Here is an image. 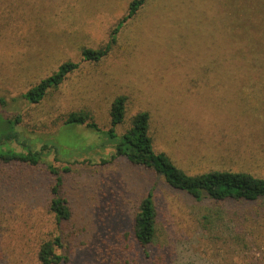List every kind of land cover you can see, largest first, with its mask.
<instances>
[{"label": "rangeland", "instance_id": "obj_1", "mask_svg": "<svg viewBox=\"0 0 264 264\" xmlns=\"http://www.w3.org/2000/svg\"><path fill=\"white\" fill-rule=\"evenodd\" d=\"M132 1L0 0V117L21 116L28 138L60 147L38 166L0 161V264H42L41 246L57 237L60 264H264V200L198 201L114 158L104 135L64 128L86 112L108 132L111 106L125 96L119 137L147 112L155 151L186 174L264 179V0H147L107 57L83 60V49L110 41ZM68 62L79 67L41 103L23 99ZM49 163L71 211L61 223L50 211ZM150 193L157 221L147 257L134 220Z\"/></svg>", "mask_w": 264, "mask_h": 264}, {"label": "trees", "instance_id": "obj_2", "mask_svg": "<svg viewBox=\"0 0 264 264\" xmlns=\"http://www.w3.org/2000/svg\"><path fill=\"white\" fill-rule=\"evenodd\" d=\"M147 0H133L129 6L128 15L124 17L111 34L110 41L98 50L83 49V60L88 62H100L109 55L116 44V35L123 24L133 18L145 5ZM77 64L68 62L63 64L59 71L42 80L32 87L23 99L31 105L41 103L52 89H57L66 78L77 70ZM4 99H0V105H5ZM127 97L121 96L114 100L111 111V128L104 132L93 121L89 113H72L68 116L65 129L86 126L88 130L100 133L115 149L114 158L122 157L135 166H141L161 175L165 182L176 190L183 191L201 201L207 196L213 201H248L256 202L264 200V179L255 177L249 173L232 171H214L196 176H190L178 168L166 153H157L154 149L153 139L149 134L150 115L140 112L134 116L131 129L119 137L116 128L123 123L126 115ZM21 116L15 119L0 117V161L4 163H23L30 166H38L52 154L59 155L60 147L53 142L37 141L28 138L20 129ZM103 144L99 148H106ZM48 169L56 176L57 184L52 189L53 199L50 203V211L55 215L58 223L68 221L71 211L67 202L60 193L62 179L59 172L52 164ZM157 209L150 193L146 196L139 207L134 220V237L144 254L149 257V249L156 237ZM61 238L57 237L45 242L39 252V260L42 264H60L65 258L57 254L61 248Z\"/></svg>", "mask_w": 264, "mask_h": 264}]
</instances>
